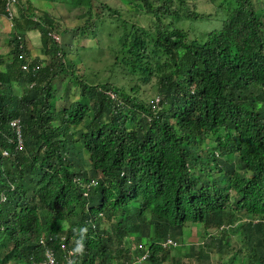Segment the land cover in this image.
Returning a JSON list of instances; mask_svg holds the SVG:
<instances>
[{"label": "trees", "instance_id": "16d2710c", "mask_svg": "<svg viewBox=\"0 0 264 264\" xmlns=\"http://www.w3.org/2000/svg\"><path fill=\"white\" fill-rule=\"evenodd\" d=\"M55 1L84 8L87 21L61 29L47 13L32 18L21 0L22 21L8 33L12 59L0 69V251L34 264L40 237L52 235L62 263L63 235L78 264L125 262L131 242L147 251L146 264H180L159 241L194 223L216 232L182 256L197 252L209 264L214 251L221 264H264V14L252 0H221V26L198 42L174 25L203 16L186 0H135L151 15L147 28L130 23L124 7ZM30 30L41 56L28 54ZM103 33L112 61L99 68L94 40ZM68 34L75 40L53 37ZM118 74L155 78L158 102L137 85L127 92ZM234 238L238 248L226 253Z\"/></svg>", "mask_w": 264, "mask_h": 264}, {"label": "rangeland", "instance_id": "374dc122", "mask_svg": "<svg viewBox=\"0 0 264 264\" xmlns=\"http://www.w3.org/2000/svg\"><path fill=\"white\" fill-rule=\"evenodd\" d=\"M31 2L30 8L35 12L32 18L37 20V16H42L44 13H47V17L54 18L58 21V27L61 29H69L76 26H81L87 21L88 15L85 13L84 8L75 7L73 9H69V6L65 5L62 2H56L54 0H28ZM99 3V5L103 3H107L111 7H124L130 16V23L138 25L140 27L147 28L150 26L151 22L150 19L151 15H149L147 12H145L140 4L135 0H95ZM221 0H186L189 8H193L196 11L200 12L202 17L197 18H183L181 21H175L174 25L177 27L184 28L188 32V38L196 39V41L200 42L202 38L205 37V34L208 33V31L213 29H218L222 24V10L219 9V3ZM254 7H256L257 12L260 16L264 14V0H252ZM126 13V14H127ZM127 17V16H124ZM18 18L17 15L14 12H7L5 19L1 20L0 25V33L3 32L5 34L11 32L12 30V23H14V19ZM19 21H22V17L19 18ZM7 32V33H6ZM28 35V43L26 44L27 51L30 57H35L37 55L41 56L40 48H41V41L39 39V32L37 30H33ZM27 35H24V39H27ZM69 37L61 36L59 38V42L66 43L68 42L69 38H71L73 41L75 40L72 38V34H68ZM4 36V34H3ZM6 40V38H4ZM94 42L99 43V47L101 49L99 60L96 61V66L101 68L105 64H111L112 59L110 58L109 54V43L110 39L109 36L106 35V33H103L100 38H96ZM89 44V43H88ZM3 50H0V53H2ZM75 53L72 52L67 54V59L72 60V58H75ZM9 61H4L3 69L6 68V64ZM89 64V63H87ZM105 75H107V70H104ZM103 75V71L99 73V76ZM94 74L91 76L93 77ZM83 77V76H82ZM116 78L118 80V83L120 85H123L127 92H131L130 87L133 85H137L139 87L138 94L146 100L147 102H151V100H154L156 102L157 94L155 92V87L153 83L155 82V78H152L151 81L142 82L141 80L137 79L136 76L133 75H116ZM57 88L59 89L61 87L60 83H56ZM14 90L16 92H20V87L18 88L17 83L14 84ZM75 97V95H73ZM87 155V154H86ZM31 199V197H29ZM188 233H194L192 237H195V233H198V235L201 234L202 226H195L188 225ZM238 248L237 242L234 239L231 246L228 247V250L226 253H232L234 249ZM225 253L221 254L223 256ZM211 260L209 261V264H221V260L219 262L218 260V252L212 251L210 253ZM240 259L235 261V264L240 263ZM182 264H200L197 260H188L183 259Z\"/></svg>", "mask_w": 264, "mask_h": 264}, {"label": "clouds", "instance_id": "9594fccd", "mask_svg": "<svg viewBox=\"0 0 264 264\" xmlns=\"http://www.w3.org/2000/svg\"><path fill=\"white\" fill-rule=\"evenodd\" d=\"M21 5V0H6L5 3V12L7 14V12L11 11L14 12L17 17H19V7ZM9 7V9H8ZM6 14L4 16L3 19H5ZM21 18V17H19ZM1 19V20H3ZM1 20H0V24H1ZM13 24L12 23V30L13 31ZM33 30L27 31L26 35L28 33H30ZM7 33V32H6ZM4 34V36H3ZM9 35L8 33L5 34L3 32L0 33V50L2 49L3 52L0 53V61H3V63L0 64V69L3 68L4 65V61H11L12 57H11V45L9 44ZM56 40H59V37L57 36H53ZM4 38H6V40H4ZM27 40H28V35H27ZM108 95H110V97L112 99H116L118 100V97L115 93L112 92H106ZM156 102L153 100L154 103H157L159 100V96L157 95ZM152 103V100L151 102ZM11 126L15 129L16 132V139H17V150L21 151L23 150V141L21 138V133L19 130V120L18 119H13L10 122ZM4 156L6 155V152L3 151L2 153ZM76 179V178H75ZM74 179V180H75ZM76 180H80V179H76ZM80 181H78L79 183ZM91 184L95 185V181L92 179L91 180ZM6 194L1 193L0 194V202H4L6 200ZM247 220V219H245ZM194 223H187L186 226L183 229V234L180 237H174L171 235H168L164 238H162L159 241V244L161 246V248L165 251H168L169 256L170 257H174L175 260H179L180 264L183 263V259H188V260H197L198 258V253L195 252L196 254H193V256L191 258L186 257V256H182L181 254H183L184 250L189 249V247L191 246H198V245H202V241H199V238H203L205 235H207L208 233H215L216 229H209L206 232L204 231V229L202 228L201 230V234L198 235V233H195V237H192V235L194 233H188V225H193ZM196 226V224H194ZM198 227V226H197ZM223 226H221L220 228H222ZM1 235V234H0ZM4 236V235H2ZM235 238H237V236L235 235ZM234 238V239H235ZM1 240V238H0ZM54 237L52 235L50 236H41L39 239V243L44 247L43 248V259L40 262H34V264H46V254L47 252L52 253L53 258L56 261V264H78V262H76L74 260V256H75V252L74 250H72L71 248H68L66 242H65V236L61 235L59 237L58 243L60 246V249L63 252V262L60 263L56 257V251L54 250L53 247L50 246V242H53ZM144 249L142 246H140L137 242H131L130 243V248L128 251L129 254V260L124 262V258L121 257L120 259L117 260L118 264H146L147 263V259H149V255H147V251L144 249L143 253H139L136 251V249ZM80 248H77L76 251H80ZM10 252H12V250L10 249V247L5 248L4 250L0 251V264H16L15 262L11 261L8 259V256L10 254ZM219 254V252H218ZM218 260H219V256H218ZM198 261V260H197ZM170 261H166L165 264H170Z\"/></svg>", "mask_w": 264, "mask_h": 264}, {"label": "built area", "instance_id": "2783aa9c", "mask_svg": "<svg viewBox=\"0 0 264 264\" xmlns=\"http://www.w3.org/2000/svg\"><path fill=\"white\" fill-rule=\"evenodd\" d=\"M12 1H14V0H12ZM8 9H9V7H8ZM46 264H56V261H55V259L53 258V256H52V253H50V252H47V254H46ZM71 264V263H70Z\"/></svg>", "mask_w": 264, "mask_h": 264}]
</instances>
